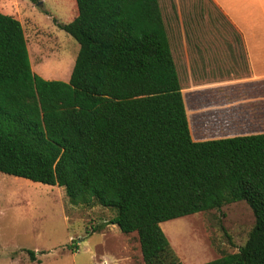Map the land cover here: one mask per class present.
<instances>
[{
    "label": "trees",
    "instance_id": "trees-1",
    "mask_svg": "<svg viewBox=\"0 0 264 264\" xmlns=\"http://www.w3.org/2000/svg\"><path fill=\"white\" fill-rule=\"evenodd\" d=\"M73 1L67 81L32 71L21 22L0 11V172L115 209L145 264H183L161 222L242 200L244 244L201 264H264V132L192 138L159 0Z\"/></svg>",
    "mask_w": 264,
    "mask_h": 264
},
{
    "label": "rangeland",
    "instance_id": "rangeland-1",
    "mask_svg": "<svg viewBox=\"0 0 264 264\" xmlns=\"http://www.w3.org/2000/svg\"><path fill=\"white\" fill-rule=\"evenodd\" d=\"M159 4L191 127L196 132L200 127L195 118L197 109L218 102L219 95L197 90L200 81L196 72L190 84L187 56H193L195 38L189 32L182 37L172 16L171 0H160ZM74 10L73 0H0V11L21 22L31 69L44 79L69 78L78 43L58 24L70 21ZM185 23L186 30H232L219 15L209 22H191L192 27ZM114 214L115 209L98 204L70 203L61 186L0 172V264H145L136 232L125 233L108 223ZM253 224L250 207L238 200L219 209L163 221L160 227L183 264H201L236 252ZM27 250L34 252L35 260L29 259Z\"/></svg>",
    "mask_w": 264,
    "mask_h": 264
},
{
    "label": "crops",
    "instance_id": "crops-1",
    "mask_svg": "<svg viewBox=\"0 0 264 264\" xmlns=\"http://www.w3.org/2000/svg\"><path fill=\"white\" fill-rule=\"evenodd\" d=\"M171 3L172 16L182 37L189 32L196 42L193 56H187L190 84L196 72L200 81L197 90L219 95L218 102L197 109L195 118L200 127L196 132L186 108L192 138L264 132V0H171ZM217 15L228 21L232 30L214 27L186 30V21L192 27L191 22H209ZM229 37L239 40H228Z\"/></svg>",
    "mask_w": 264,
    "mask_h": 264
}]
</instances>
